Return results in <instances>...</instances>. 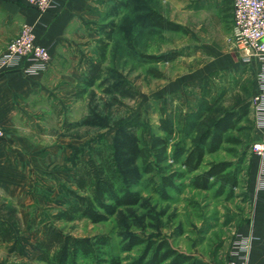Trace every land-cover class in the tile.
I'll use <instances>...</instances> for the list:
<instances>
[{
  "label": "rangeland",
  "instance_id": "1",
  "mask_svg": "<svg viewBox=\"0 0 264 264\" xmlns=\"http://www.w3.org/2000/svg\"><path fill=\"white\" fill-rule=\"evenodd\" d=\"M113 1L110 0L112 4ZM130 1L135 10L125 12L116 20V33L102 64V81L89 88L82 98L77 97L76 86L83 80L89 60L95 61L98 56L96 39L76 68L78 81L73 88L74 94L60 101L52 88L47 87L45 99L39 102L45 111L40 117L26 120L29 126L37 125L48 138L50 161L44 167L39 166L40 170L35 173L31 172L34 169L28 168L30 181L27 188H30L25 193L29 196L18 201L23 209L20 217L10 203L5 205L4 219L18 236L28 235L31 218L36 224L50 221L53 213L75 201L67 192L75 190L69 183L71 169L87 159L89 145L111 146L117 127L132 128L149 140L152 134L165 136L158 126L161 117L167 118L173 131L168 149L171 154L175 145L190 147L203 129L223 113L249 102L254 88L252 71L247 66L228 71L216 67L217 59L207 41L209 28L203 24L209 21L207 9H199L197 0H180L187 7L171 14L184 26H180L183 33L169 31L157 39L156 36L147 37L148 31L151 33L152 30L142 15L145 5L158 8L159 1ZM108 7H102L98 20L90 26L95 36L99 37L97 24ZM161 41L166 50L178 56L169 64L150 63L145 55L160 51ZM202 66H207L205 70L209 71H205L204 76L199 70ZM155 70L166 76L157 78L150 72ZM168 82L182 84L168 90ZM254 135L250 114L225 135L219 151L203 158L199 172L212 162L233 164L238 173V185L229 198L225 194L217 195L215 189H193L189 183L193 175L189 174L175 180V189H166L167 199L161 198L148 180L152 177L158 185L160 175L153 173L131 187L141 196L137 206L120 209L101 224L74 220L71 223L59 221L55 227L77 237L107 236L111 254L119 256L121 264H130L143 251L142 246L134 247L131 252L121 251L122 243L131 235L165 240L174 251L188 257L190 263L219 264L229 257L235 236L241 234V225L252 219L249 186L253 176L250 146L255 140ZM45 154L46 151L43 159ZM173 171L183 170L173 165L166 173L169 175ZM30 237L32 240L33 236ZM24 248L27 252L24 256L15 253L8 258L10 263L7 264H37L35 252L28 246Z\"/></svg>",
  "mask_w": 264,
  "mask_h": 264
},
{
  "label": "trees",
  "instance_id": "2",
  "mask_svg": "<svg viewBox=\"0 0 264 264\" xmlns=\"http://www.w3.org/2000/svg\"><path fill=\"white\" fill-rule=\"evenodd\" d=\"M128 10H135L130 0H114L102 15L97 24V52L95 61L89 60L83 80L76 86V95L82 98L89 88L102 81V64L116 33V20ZM143 10V9H139ZM143 18L154 29L172 32H184L178 24L165 19L157 11L147 7L143 10ZM177 53L145 55L150 63H170ZM157 78L163 75L158 71H150ZM250 102L244 103L236 110L225 112L208 127L204 128L190 147L183 144L174 146L168 154L170 137L173 134L172 124L167 118L159 119V130L165 136L150 135L147 140L143 134L138 135L132 128L119 126L114 131L111 146L103 143L89 145V156L79 165L74 166L69 176L70 185L75 190L67 192L75 199L69 205L58 209L50 217V221L36 224L33 218L28 225V235L18 236L15 229L0 220V242L7 245V252L24 256L26 246L35 252L37 264H121L119 256L111 254L107 236L97 238L77 237L64 233L55 227L59 221L71 223L74 220H88L93 224H101L123 208L137 206L141 201L138 191L131 190L146 175L157 173L160 182L148 180L153 190L161 198L167 199V190L175 189V180L185 175L190 178V186L197 190H216L217 195L232 196L238 185V173L230 162L208 163L199 172L206 155L215 154L225 142V135L235 130L236 126L249 117ZM169 161H172L170 164ZM173 165L183 171H173L167 175ZM30 235L33 236L31 240ZM142 246L140 256L130 264H185L190 263L185 257L170 248L165 240L142 239L131 235L122 243V252H131L134 247ZM190 264H194L191 262Z\"/></svg>",
  "mask_w": 264,
  "mask_h": 264
},
{
  "label": "crops",
  "instance_id": "3",
  "mask_svg": "<svg viewBox=\"0 0 264 264\" xmlns=\"http://www.w3.org/2000/svg\"><path fill=\"white\" fill-rule=\"evenodd\" d=\"M158 1L159 7H153L152 10L182 26L171 14L178 12L180 8L185 10L184 7L187 6L184 1ZM53 4L51 10L41 13L24 1L0 0V55L6 50L9 41L18 36L24 24L32 28L37 42L49 48L50 53L47 69L38 76H28L19 70L0 73V123L6 136L0 143V220L2 221L5 220L4 208L7 203L14 207L19 217L23 212L18 201L29 196L25 193L30 188H27L30 181L28 168L34 169L31 172L35 173L40 170L39 166L44 167L50 161L48 138L37 125L29 126L27 118L40 117L45 111L39 106V102L45 99L47 87L52 88L55 97L60 101L74 94L73 88L78 81L76 68L83 62L89 47L98 39V36L91 32L90 26L98 20L102 7L110 6L112 3L110 0H54ZM197 5L199 9H207L209 21L203 24L209 28L207 41L211 43L212 55L217 59L216 67L228 71L237 66H247L252 71L254 88L249 98L251 103V98L258 92L256 76L260 66L256 59L248 63L243 61L230 42L232 0H197ZM130 11L128 10L127 13ZM148 27L152 30L151 33L149 31L147 33L149 38L156 36L157 39L159 35L169 33L153 29L149 24ZM160 44L162 49L153 52L152 56L170 52L164 48V41ZM206 67L202 66L199 69L203 76ZM157 71L163 77L166 76L162 71ZM181 84V82H168L166 88L168 90L179 88ZM250 114L255 134L253 142H256L261 139L262 131L254 124L251 105ZM45 151L46 157L43 159ZM251 158L253 176L249 186V198L252 202V219L249 223L242 224L240 231L242 236L250 238L249 264H264V186L258 189L256 185L259 160L252 154ZM12 255L7 252V245L0 242V264L10 263L8 258Z\"/></svg>",
  "mask_w": 264,
  "mask_h": 264
},
{
  "label": "built area",
  "instance_id": "4",
  "mask_svg": "<svg viewBox=\"0 0 264 264\" xmlns=\"http://www.w3.org/2000/svg\"><path fill=\"white\" fill-rule=\"evenodd\" d=\"M39 12L49 11L54 0H20ZM232 35L230 42L240 58L246 63L258 60L256 76L257 93L251 98L254 124L262 131L259 141L251 143L250 152L259 160L257 187L264 186V0H232ZM0 55V73L19 70L28 76H38L49 64V48L39 44L32 28L24 24L18 36L9 41ZM5 130L0 123V143L5 140ZM250 238L236 235L232 251L219 264H249Z\"/></svg>",
  "mask_w": 264,
  "mask_h": 264
}]
</instances>
